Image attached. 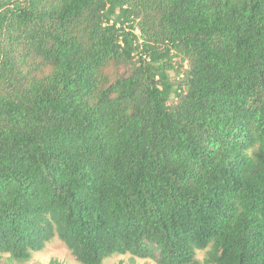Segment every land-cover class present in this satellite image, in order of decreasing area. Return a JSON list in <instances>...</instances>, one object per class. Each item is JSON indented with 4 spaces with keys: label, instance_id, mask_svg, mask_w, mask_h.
<instances>
[{
    "label": "trees",
    "instance_id": "16d2710c",
    "mask_svg": "<svg viewBox=\"0 0 264 264\" xmlns=\"http://www.w3.org/2000/svg\"><path fill=\"white\" fill-rule=\"evenodd\" d=\"M54 239L264 264V0H0V264Z\"/></svg>",
    "mask_w": 264,
    "mask_h": 264
},
{
    "label": "rangeland",
    "instance_id": "374dc122",
    "mask_svg": "<svg viewBox=\"0 0 264 264\" xmlns=\"http://www.w3.org/2000/svg\"><path fill=\"white\" fill-rule=\"evenodd\" d=\"M173 78L174 73L171 72ZM205 258V251H197L196 259L202 262ZM27 264H78L71 256L64 244L58 239L48 243L44 250L32 256ZM104 264H155L149 260L131 259L129 255L114 256L104 261Z\"/></svg>",
    "mask_w": 264,
    "mask_h": 264
}]
</instances>
